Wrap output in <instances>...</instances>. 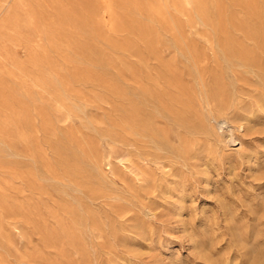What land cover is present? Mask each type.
Returning a JSON list of instances; mask_svg holds the SVG:
<instances>
[{"label": "rangeland", "instance_id": "1", "mask_svg": "<svg viewBox=\"0 0 264 264\" xmlns=\"http://www.w3.org/2000/svg\"><path fill=\"white\" fill-rule=\"evenodd\" d=\"M0 264H264V0H0Z\"/></svg>", "mask_w": 264, "mask_h": 264}, {"label": "bare ground", "instance_id": "2", "mask_svg": "<svg viewBox=\"0 0 264 264\" xmlns=\"http://www.w3.org/2000/svg\"><path fill=\"white\" fill-rule=\"evenodd\" d=\"M239 34V33H238ZM258 42V41H257ZM195 52V51H194ZM196 54V53H195ZM194 54V55H195ZM157 55V54H156ZM229 55H231L230 53H229ZM154 58V57H153ZM231 58H232V56H231ZM197 59V58H196ZM213 60H215V59H213ZM199 62V61H198ZM213 62V61H212ZM238 64V63H237ZM201 65H203V64H201ZM216 65V64H215ZM241 66V65H240ZM204 71V70H203ZM205 75V74H204ZM198 76V75H197ZM198 81V80H197ZM203 81V80H202ZM215 84V83H214ZM140 99V98H139ZM142 99V98H141ZM225 103H226V101H225ZM131 106V105H130ZM133 111H134V107H133ZM135 117V116H134ZM221 125V124H220ZM225 125V124H224ZM227 126V125H226ZM229 129V128H228ZM232 129V127L230 128V130ZM243 130V129H242ZM231 139V138H230ZM234 141L235 140H233L232 142H233V144H234ZM230 145V144H229ZM257 151V150H256ZM261 151V150H260ZM154 152H155V150H154ZM140 155V154H139ZM247 164V163H246ZM249 168V167H248ZM208 177V176H207ZM222 182V181H221ZM175 207V206H174ZM195 209V208H194ZM236 226V225H235ZM204 252V251H203Z\"/></svg>", "mask_w": 264, "mask_h": 264}]
</instances>
